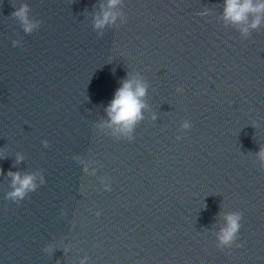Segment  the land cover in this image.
<instances>
[{
	"label": "water",
	"instance_id": "obj_1",
	"mask_svg": "<svg viewBox=\"0 0 264 264\" xmlns=\"http://www.w3.org/2000/svg\"><path fill=\"white\" fill-rule=\"evenodd\" d=\"M102 3L0 0V264H264V25L242 38L223 0H121L97 39ZM129 73L149 84L132 141L100 128ZM9 171L45 182L14 202ZM228 211L242 246L221 250Z\"/></svg>",
	"mask_w": 264,
	"mask_h": 264
},
{
	"label": "clouds",
	"instance_id": "obj_2",
	"mask_svg": "<svg viewBox=\"0 0 264 264\" xmlns=\"http://www.w3.org/2000/svg\"><path fill=\"white\" fill-rule=\"evenodd\" d=\"M121 0H104L98 5L99 11L92 13L90 17V31L100 39L105 31H111L117 27V18L120 24L126 21V16L120 10ZM207 10L201 13L206 15ZM30 8L27 3L20 4L13 12V16L18 18L25 33H32L41 26L40 21L33 20L30 15ZM222 19L225 26H233L237 29L242 38H248L253 30H259L264 25V0H223ZM22 41L14 40L13 45H21ZM148 82L140 73H129L123 79L120 86L114 91L112 99L105 108L107 120L100 125L101 129H111L110 135L115 139H126L132 141L133 133L137 125L145 119L144 109L148 107L145 97L148 95ZM183 88H177L178 93H182ZM156 115L151 116L152 121L156 120ZM192 127L188 119H184L179 125L181 132H186ZM177 139H180L177 136ZM47 146V141L43 142ZM260 166L264 168V148L257 153ZM22 155L17 156L18 161H22ZM79 170V169H77ZM87 175H95V170L87 172ZM12 177V190L6 194V198L14 202L25 199L30 192H34L45 182V177L37 173H20L19 171L7 173ZM39 180V183H38ZM105 191H111V183L108 179L102 178ZM99 215V213H97ZM243 213L241 211H228L223 216V226L215 233L216 246L221 249H230L237 244L240 229L242 227ZM88 257L84 256L80 264H87Z\"/></svg>",
	"mask_w": 264,
	"mask_h": 264
}]
</instances>
